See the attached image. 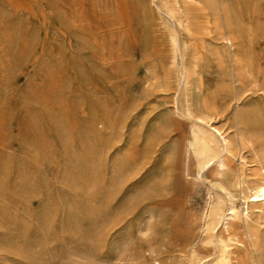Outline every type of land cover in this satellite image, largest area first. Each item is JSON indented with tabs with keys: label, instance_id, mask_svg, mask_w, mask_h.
I'll return each instance as SVG.
<instances>
[{
	"label": "rangeland",
	"instance_id": "obj_1",
	"mask_svg": "<svg viewBox=\"0 0 264 264\" xmlns=\"http://www.w3.org/2000/svg\"><path fill=\"white\" fill-rule=\"evenodd\" d=\"M263 182L264 0H0V264H264Z\"/></svg>",
	"mask_w": 264,
	"mask_h": 264
},
{
	"label": "bare ground",
	"instance_id": "obj_2",
	"mask_svg": "<svg viewBox=\"0 0 264 264\" xmlns=\"http://www.w3.org/2000/svg\"><path fill=\"white\" fill-rule=\"evenodd\" d=\"M178 3L179 2L176 1V7L178 6ZM202 122L204 121L202 120ZM218 134L222 138L226 155L231 154L226 138L221 132H219ZM214 152L215 144L212 134L210 133V131L200 129L194 134V143L191 145V149L186 155L185 164L189 166V164L194 161L195 167L198 172H201L204 168L208 167L211 162L218 167L225 166V159L216 156L214 157ZM209 156H211V158H209ZM244 198L246 203L250 204L251 207L262 208L264 206V182L260 185L255 186L254 188L248 186L246 188V196ZM231 220H239L238 211L232 208H230V213L226 216V219L223 218L219 223L222 224L223 227L222 233L219 234V236L215 231L216 226L211 228L212 240L209 242V245H215L219 250V257L215 264H233L231 255L233 252L232 248L234 242V233L233 224L230 223ZM215 236L217 241H215ZM199 264H202L201 261H199Z\"/></svg>",
	"mask_w": 264,
	"mask_h": 264
}]
</instances>
